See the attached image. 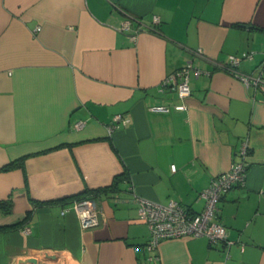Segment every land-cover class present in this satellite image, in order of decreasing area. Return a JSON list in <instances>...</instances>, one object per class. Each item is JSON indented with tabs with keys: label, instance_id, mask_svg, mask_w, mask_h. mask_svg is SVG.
<instances>
[{
	"label": "crops",
	"instance_id": "crops-1",
	"mask_svg": "<svg viewBox=\"0 0 264 264\" xmlns=\"http://www.w3.org/2000/svg\"><path fill=\"white\" fill-rule=\"evenodd\" d=\"M242 52L251 57L230 70ZM262 62L264 0H0V199L13 205L0 226L30 212L0 231V264H264ZM188 64L181 98L162 82ZM115 114L129 121L109 133ZM244 141L245 181L217 202L232 244L176 237L148 250L133 196L199 212V192L240 160ZM122 173L119 190L88 197L98 207L91 228L71 203L32 201Z\"/></svg>",
	"mask_w": 264,
	"mask_h": 264
},
{
	"label": "built area",
	"instance_id": "built-area-1",
	"mask_svg": "<svg viewBox=\"0 0 264 264\" xmlns=\"http://www.w3.org/2000/svg\"><path fill=\"white\" fill-rule=\"evenodd\" d=\"M153 22L159 21L158 16H153ZM130 20L127 18L122 22L120 30L130 29ZM251 52H242L241 56L230 55L227 67L235 71L241 58H250ZM264 63V62H262ZM191 69L190 64L181 67L172 74L167 75L162 84L170 86L176 90L179 97L183 98L190 93L188 72ZM236 72V71H235ZM242 79L250 84L246 75H240ZM253 85L262 82L259 76L251 81ZM154 110L168 111L165 106H154ZM175 110H184V104L176 105ZM129 121L123 114H115L109 124L106 125L107 132H112L117 128V123L126 124ZM80 122L76 125L79 126ZM247 141H244L239 152L240 160L231 164V167L217 176L213 177L199 196L204 199V206L199 212H190L186 207L176 200H169L166 204L134 195L137 216L145 222L149 231V238L146 241V248L154 250L159 242L167 238L176 237H206L209 242L216 243L222 241L227 249L232 241L227 238L226 227L216 219L218 211L217 202L221 196L236 185H243L245 181V172L247 167L246 153ZM172 169L173 166H172ZM69 209L77 215L80 227L83 229L94 227L98 224V207L94 200L89 198L75 199L71 202ZM28 232V228H24Z\"/></svg>",
	"mask_w": 264,
	"mask_h": 264
},
{
	"label": "trees",
	"instance_id": "trees-1",
	"mask_svg": "<svg viewBox=\"0 0 264 264\" xmlns=\"http://www.w3.org/2000/svg\"><path fill=\"white\" fill-rule=\"evenodd\" d=\"M22 161H23V157H20L16 160L10 161L6 165H4L2 169L8 170V169H12L18 166L21 167ZM125 178H126V173H122L121 175L116 176L110 185H107L104 187L95 188V189L86 188L81 193L67 196L64 198H60L57 200H52V201H45V202L35 201V200H32V201L36 206H40L46 203H54V202H60L61 204H68V203H71L75 199H82V198H88V197L94 199L96 194H100V193L107 194L108 192H114V191L119 190L121 183L122 181L125 180ZM12 206H13L12 200L10 197H7L5 199H0V210H2L4 213H10L12 211ZM29 217H30V212H27L25 217L20 222L12 224V225L0 226V231H6L9 229L17 228L21 226L23 222H26L29 219Z\"/></svg>",
	"mask_w": 264,
	"mask_h": 264
},
{
	"label": "water",
	"instance_id": "water-1",
	"mask_svg": "<svg viewBox=\"0 0 264 264\" xmlns=\"http://www.w3.org/2000/svg\"><path fill=\"white\" fill-rule=\"evenodd\" d=\"M30 262H32L33 264H37L35 259L29 260Z\"/></svg>",
	"mask_w": 264,
	"mask_h": 264
}]
</instances>
